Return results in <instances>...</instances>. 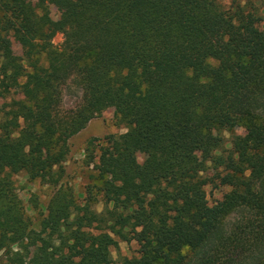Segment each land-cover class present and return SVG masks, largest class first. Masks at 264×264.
<instances>
[{
	"label": "trees",
	"instance_id": "1",
	"mask_svg": "<svg viewBox=\"0 0 264 264\" xmlns=\"http://www.w3.org/2000/svg\"><path fill=\"white\" fill-rule=\"evenodd\" d=\"M248 3L0 0V259L111 264L122 239L139 246L124 264H222L226 254L264 264V30ZM65 26L61 54L52 40ZM68 80L82 102L62 114ZM17 88L24 99L4 108ZM113 105L127 131L86 148L100 178L111 177L112 207L97 212L60 187L36 229L13 175L57 187L69 139ZM235 127L245 135L223 148L214 130ZM211 185L230 190L211 204ZM236 210L252 217L225 234Z\"/></svg>",
	"mask_w": 264,
	"mask_h": 264
},
{
	"label": "rangeland",
	"instance_id": "2",
	"mask_svg": "<svg viewBox=\"0 0 264 264\" xmlns=\"http://www.w3.org/2000/svg\"><path fill=\"white\" fill-rule=\"evenodd\" d=\"M250 0H241L242 4H248ZM255 3L259 14L262 16V21L259 26L264 30V0H251ZM224 9H228L232 0H216ZM51 14L54 19H59L60 12L54 6H50ZM67 27L58 31L52 42L61 54L65 52V39ZM14 48L18 55H22V47L19 43L14 42ZM82 88L73 80H68L63 86L62 98L60 103V111L62 114L70 112L77 108L82 102ZM24 99V93L20 88L12 90L8 97L1 100L2 106L8 107L13 100ZM122 107L120 105H113L106 109L100 116L93 118L86 127L71 137L68 141L70 152L66 161L63 163L64 174L57 187L45 184L40 179H30L26 172H20L13 175L16 189L20 198L22 199L27 215L31 218L33 226L40 229V222L44 215L48 213V205L54 196L57 189L60 187L64 189H71L75 202L83 205L86 202L90 203L93 210L102 212L105 208L112 207V204H106L104 200L103 188L108 184L107 179H101L98 172L94 169V165L88 163L87 159V145L88 142L95 138H104L109 134H121L127 131L124 123L120 121L122 115ZM245 129L243 127H235L232 130H214V137L220 140L221 145L225 149H230L233 140L236 136H244ZM97 143V141H96ZM147 156V152L139 150L138 159L143 162ZM98 161V157L96 161ZM117 183V181L115 180ZM210 203L213 204L216 200L223 197V194L228 192V187H207ZM252 217L248 212L243 210H236L229 214L224 219L222 230L225 234L231 232L232 229L245 219ZM118 244L111 248L112 250V263L111 264H124L125 259H132L139 256L138 244L136 241H124L118 239ZM17 250V249H16ZM202 252H199V256ZM198 258V255H196ZM242 258L238 255L226 254L220 260L222 264H239ZM9 257L0 259V264L9 263Z\"/></svg>",
	"mask_w": 264,
	"mask_h": 264
}]
</instances>
